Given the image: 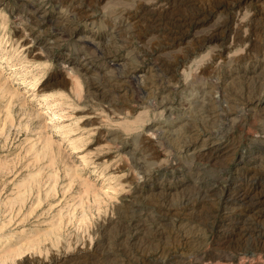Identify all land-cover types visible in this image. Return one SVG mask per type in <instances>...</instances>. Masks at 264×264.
Returning a JSON list of instances; mask_svg holds the SVG:
<instances>
[{
  "label": "rangeland",
  "instance_id": "rangeland-1",
  "mask_svg": "<svg viewBox=\"0 0 264 264\" xmlns=\"http://www.w3.org/2000/svg\"><path fill=\"white\" fill-rule=\"evenodd\" d=\"M0 264H264V0H0Z\"/></svg>",
  "mask_w": 264,
  "mask_h": 264
},
{
  "label": "bare ground",
  "instance_id": "bare-ground-1",
  "mask_svg": "<svg viewBox=\"0 0 264 264\" xmlns=\"http://www.w3.org/2000/svg\"><path fill=\"white\" fill-rule=\"evenodd\" d=\"M46 110H47L46 111V116H51L52 114H55L54 111L52 110V108H48ZM61 136H63V135H61Z\"/></svg>",
  "mask_w": 264,
  "mask_h": 264
}]
</instances>
